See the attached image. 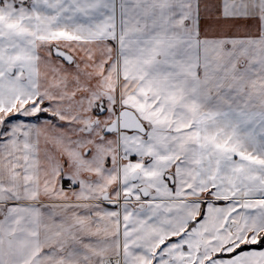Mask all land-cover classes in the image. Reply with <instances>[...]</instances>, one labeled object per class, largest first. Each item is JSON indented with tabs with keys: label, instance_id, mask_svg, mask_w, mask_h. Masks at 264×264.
Here are the masks:
<instances>
[{
	"label": "snow or ice",
	"instance_id": "1",
	"mask_svg": "<svg viewBox=\"0 0 264 264\" xmlns=\"http://www.w3.org/2000/svg\"><path fill=\"white\" fill-rule=\"evenodd\" d=\"M0 264H264V0H0Z\"/></svg>",
	"mask_w": 264,
	"mask_h": 264
}]
</instances>
